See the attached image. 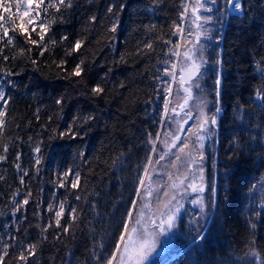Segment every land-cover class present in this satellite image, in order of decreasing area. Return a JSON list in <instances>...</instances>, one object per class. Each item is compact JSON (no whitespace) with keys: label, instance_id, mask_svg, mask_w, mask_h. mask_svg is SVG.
Instances as JSON below:
<instances>
[{"label":"trees","instance_id":"16d2710c","mask_svg":"<svg viewBox=\"0 0 264 264\" xmlns=\"http://www.w3.org/2000/svg\"><path fill=\"white\" fill-rule=\"evenodd\" d=\"M180 2L72 0V7L63 13V23H57L52 31L57 40L68 36L65 46L55 49L51 56L46 53L39 57L37 50L36 66L26 58L4 65L19 73L0 74V87L11 97L5 134L0 139V154H5L2 144L9 145L6 160L0 161V243L12 236L20 242L10 251L9 264L25 242L38 245L32 264H104L94 255L111 254L133 199L139 201L134 213L138 211L140 197L136 188L147 157L151 154L155 161L160 155L161 141H157V152L152 153L148 133L154 139L159 131L161 139H165L164 132L178 130L181 116H173L171 111L161 123V81L172 82L162 75L163 69L179 62L169 52L172 45L163 41L180 40L172 35L173 22L179 23ZM241 3L240 15L226 13L223 19L222 3L215 5L220 12L216 14L219 26L214 24L215 32L197 49L204 63L197 81L200 88L194 96L207 102L205 111L209 115L216 108L217 75L221 79V112L213 131L216 203L203 239L182 240L179 248L185 249L166 264H264V259L257 261L251 254L255 249L264 258V205L260 207L264 201L254 194L264 179V92L262 99L255 96V91L264 87V0ZM119 4L125 7H115L114 13H108L109 5ZM92 16L98 18L96 22L90 21ZM114 22L118 24L117 31L110 33L108 29ZM77 38L85 39L86 47L68 59L66 70L71 71L79 59H85L87 68L80 84L76 82L78 78L63 79L51 66L52 60L58 62L64 48ZM149 42L152 50L144 48ZM157 75L161 80L155 79ZM9 79L14 87L7 85ZM97 83L105 92L92 97L91 87ZM178 91L182 96V90L173 83L169 99L174 103ZM61 96L63 104L58 106L55 100ZM191 110L194 124L199 109ZM84 114H92L95 119L86 127L77 124L79 136H58L73 116ZM234 138L235 143H230ZM37 144L39 153L33 152ZM17 153L21 169L15 167ZM37 157L39 165H35ZM70 167L81 173L80 188H57L54 181ZM23 170L28 172L26 187L19 180ZM150 173L160 180L164 178L166 183L167 172L163 169ZM252 185L256 187L249 191ZM18 188L20 193L13 197ZM29 189V204L13 216L11 209ZM77 195L81 197L79 201ZM65 197L70 206L79 210V219L71 234L61 233L56 239L57 229L49 228L46 233L41 229L51 219L47 204H58Z\"/></svg>","mask_w":264,"mask_h":264},{"label":"snow or ice","instance_id":"6c2138e0","mask_svg":"<svg viewBox=\"0 0 264 264\" xmlns=\"http://www.w3.org/2000/svg\"><path fill=\"white\" fill-rule=\"evenodd\" d=\"M218 2L222 3L221 18H225V14L230 11H241L243 5L241 0H210L211 5H216ZM72 7V0H0V74L3 76H18L19 73L14 72L11 68L4 67L9 61H17L22 58L30 60L33 66L38 63V58H34V53L38 50L39 57H44L45 54L50 56L55 49L65 46L68 41L67 35L60 36L59 40L52 36V31L57 23H63V13L67 9ZM115 7L123 9L124 4L109 5L108 13H114ZM181 11L179 12V23L173 22L172 35L178 36L180 40L176 43L169 38L164 40L165 44H171L172 47L169 52L173 56L178 58L177 62H172L169 67L163 69L162 75L171 78L172 82L161 81L164 85V107L161 116V123L165 122V118L168 116L169 111L173 116L183 113L184 117L181 118V122L178 127L180 130L187 131L189 135L181 137L178 132H164L165 140L164 153L159 155V158L155 161L151 154L147 157V162L144 165V174L140 177L139 186L136 188V194L141 196L142 190L146 183V179L150 180V169L154 164L158 165L165 159L169 151L176 149L175 161L172 162L171 167H176V162L182 158H187L186 170L179 175H173L168 173L170 185L163 190V199L157 200V206L152 208L151 204L142 205L139 212L134 213L135 206L139 203L138 200H132V208H129L127 218L123 221V229L120 231L118 239L115 241L114 249L108 256H95L96 260H103L104 264H146V261L153 255L157 248V242L161 235L166 234L176 227V221L178 215L183 208V204L180 203L178 196L182 193L186 194L188 190L196 193V198L191 200L193 205H199L200 213L203 214L205 209V200L201 194L206 191L207 185L204 177V168H198V176L192 171L193 165L199 164L204 160V140L205 134L211 133L212 128L218 124V114L221 112L219 106L220 103V85L221 79L217 75L215 80V95H216V108L215 112L209 115L206 111L207 102L203 99H199L197 105L198 112L195 116L196 124L193 128L184 129V125L188 123L189 119H193V112L190 109V103L196 101L198 98L194 96V91L200 88V84L197 81L201 76V68L204 63L202 59V53L197 52L199 47V41L202 36H206L207 32L204 27L207 23L213 21L212 15H203V13L213 12V7L209 6V0H181ZM90 21L96 22L97 17L92 16ZM190 23L191 27L186 28L185 23ZM118 24L112 23L108 29L110 33L117 31ZM159 40H163V37H157ZM86 47L85 39L77 38L74 43L64 48V55L57 62L52 60V67H54L61 74L63 79L72 80L78 78L77 83H83V74L87 68L85 59L81 58L71 71L66 70L68 59L74 55L80 54ZM147 50L153 49L151 42L144 45ZM140 51V49H138ZM200 56L198 60L197 57ZM264 62V58H262ZM165 63H168L167 61ZM219 63V61H217ZM157 80H161V76L155 77ZM7 85L14 87L13 80L6 81ZM173 83L177 84L178 90H182L183 95L179 96L174 103L169 99L173 93ZM123 87V84H121ZM105 92V88L102 84L97 83L91 87L90 95L92 97L100 96ZM262 92L264 87L255 91L257 99H262ZM159 95V93H158ZM11 97L7 95L6 91L0 87V139L5 134L6 116L8 114V106ZM56 105L63 104V96L58 97L55 100ZM179 109V111H178ZM39 111V110H38ZM39 119V116H37ZM95 117L92 114H84L73 116L72 122L68 124L64 131H60L58 136L63 138L65 136L69 138H75L80 135L77 132V124L87 126L90 121H93ZM148 143L151 145V152H157V141L161 140V133L158 131L153 139V134L148 133ZM195 137L193 140L192 138ZM179 141V144L177 143ZM191 141V142H190ZM230 143H235V138ZM9 149L8 143L2 144L3 153H7ZM33 152L39 153L40 147L37 146L33 149ZM0 154V161L6 160V155ZM79 155L83 158L84 152L81 151ZM21 159L20 153H17L15 167L21 169L19 163ZM40 159L37 157L35 165L40 164ZM39 170V169H37ZM28 176L27 170H23V175L19 177L20 185L25 186V177ZM3 179V177H0ZM81 173L75 171L73 168L66 169L56 181H54L57 188H67L69 191L79 189L81 186ZM211 198L209 203L215 205L217 188L215 183L211 184ZM256 185H252L249 191H252ZM21 189L18 188L13 193V197L20 193ZM56 195L55 192L52 193ZM147 197L152 196V191L147 190L145 192ZM32 198V191L29 189L22 200L15 204L11 209L13 216L16 213L24 211L25 206L29 204ZM76 200L79 201L81 197L77 195ZM40 205L37 204V209ZM46 211L51 214V219L48 224L44 225L41 229L42 233H46L49 228H55L58 230L56 239L60 238V234H71L73 228L76 226V222L79 219V210L76 207H72L68 204V198L65 197L60 200L58 204L49 202L47 204ZM39 215V212L35 213ZM134 214L138 217L135 224H130V220ZM198 214V215H199ZM64 221H67L65 223ZM39 227V225H37ZM201 239L203 236L198 233ZM46 239V237H44ZM2 240V238H0ZM20 243L17 241L16 236H12L9 241L0 243V264H9L7 258L10 251L14 249L15 245ZM38 245L35 243H21L18 255L15 256L11 264H32L35 259ZM102 247V245H101ZM251 254L257 261H261L255 249H252Z\"/></svg>","mask_w":264,"mask_h":264},{"label":"rangeland","instance_id":"374dc122","mask_svg":"<svg viewBox=\"0 0 264 264\" xmlns=\"http://www.w3.org/2000/svg\"><path fill=\"white\" fill-rule=\"evenodd\" d=\"M209 6L213 7V12L211 13H203V15H212L213 16V21L207 23L204 27V30L207 32L206 36H202L199 43V47L197 48L200 50V47L204 43L205 40H208L209 35L213 34L215 32L214 24L216 27L219 26V21L216 20V14L220 13L219 11H216L215 5L210 4L209 0ZM228 13H235L239 14V12L233 10ZM227 13V14H228ZM186 28L191 27L190 23L186 22L184 25ZM218 42V39L215 40ZM176 58V57H175ZM176 61V59H175ZM179 64V62H178ZM199 99L196 101L190 103V109H193L194 112L198 110V105ZM219 115V114H218ZM181 120V119H180ZM193 124V123H192ZM190 124L188 127L193 128V126L196 124L195 123L192 125ZM217 126L212 128L211 133L205 134L206 138L204 140V160L202 161V165L204 168V177H205V182L207 185L206 191L201 194L205 200V209L203 214L200 213V207L199 205H193L191 203L192 199L196 198V193L191 192V190H188L186 194H181V196H178V199H180V203L183 204V208L181 209L177 221H176V227L173 228L171 231L167 232L164 235H161L158 239L157 242V248L156 251L153 253H157L158 255L149 263V264H163L166 260L171 259L174 254L177 253V251H181L182 249L179 248L180 242L182 240H191L192 242H196L200 239L199 234H203L205 231L204 229L206 228V225L209 224L212 212L214 209V205L210 204V198H211V184L216 182V173H215V162H213V155L215 153V141H216V135L213 134V131H216ZM189 135V133L186 131L185 136ZM166 139V138H165ZM162 138L160 141L161 144V149L160 150V155L163 154L164 152V143L162 142L165 140ZM191 142V141H190ZM179 144V143H178ZM176 149H172L169 151V156H166L165 159H167L163 165V161H161L158 165L154 164L150 170H161L163 169L164 172L166 171L167 175V180L165 183V179L161 178V180L154 175V173L151 174L150 180L147 179L144 190H142L141 196H140V205L138 208V211H140L142 205L144 204H151L152 208L155 209L157 206V200L158 199H163V190L168 188L170 185V181L168 178V173L171 172L174 176L179 175L180 173H183L186 170V165H187V158L184 157L180 161L176 162V167L173 168L171 167V164L173 161H175V154H176ZM211 155V161H212V166L210 167V162H209V156ZM159 158V157H158ZM157 158V159H158ZM202 167L200 164H195L193 165V173L198 176V168ZM161 168V169H160ZM156 182V183H155ZM155 184V185H154ZM261 187L258 188L257 191H255V196H257L261 201H264V179L261 180ZM155 186V187H154ZM155 188V189H154ZM147 190L152 191V196L147 197L145 195V192ZM264 204H260V207H263ZM199 214V215H198ZM138 217L136 215L133 216L131 219L130 224H135V221ZM185 249V248H184Z\"/></svg>","mask_w":264,"mask_h":264},{"label":"flooded vegetation","instance_id":"af4514ba","mask_svg":"<svg viewBox=\"0 0 264 264\" xmlns=\"http://www.w3.org/2000/svg\"><path fill=\"white\" fill-rule=\"evenodd\" d=\"M182 115H183V113H182ZM192 122H193V120L190 122V124H192ZM190 124H189V125H190ZM192 139L194 140L195 137H193ZM214 156H215V153H214V155H213V158L215 159ZM209 162H210V167H211V166H212L211 155L209 156ZM199 164L203 167L202 162H200ZM192 169H193V168H192ZM154 256H155V255H152L149 259H152ZM149 261H150V260H149ZM149 261H148L146 264H148Z\"/></svg>","mask_w":264,"mask_h":264},{"label":"water","instance_id":"95a60500","mask_svg":"<svg viewBox=\"0 0 264 264\" xmlns=\"http://www.w3.org/2000/svg\"><path fill=\"white\" fill-rule=\"evenodd\" d=\"M256 99H257V98H256ZM257 100H259V99H257ZM184 126H185V125H184ZM178 133H179V135L181 136L182 133H183V130H180V129H179V132H178ZM146 262H147V261H146Z\"/></svg>","mask_w":264,"mask_h":264}]
</instances>
